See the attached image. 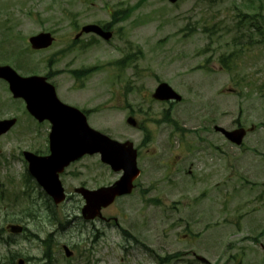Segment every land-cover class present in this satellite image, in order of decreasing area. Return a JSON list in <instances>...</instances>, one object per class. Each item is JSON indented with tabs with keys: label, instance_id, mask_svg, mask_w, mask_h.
<instances>
[{
	"label": "rangeland",
	"instance_id": "obj_1",
	"mask_svg": "<svg viewBox=\"0 0 264 264\" xmlns=\"http://www.w3.org/2000/svg\"><path fill=\"white\" fill-rule=\"evenodd\" d=\"M124 8L127 17L112 21ZM87 23H110L111 39L83 35L65 51ZM41 31L56 39L33 51L27 39ZM1 64L49 74L60 100L84 110L91 127L133 142L141 171L132 193L102 210L109 222L83 220L73 192L120 176L98 156L64 170V203L35 187L30 196L21 152L46 154L49 125L35 123L0 81V119L17 118L0 136V228H27L24 238L3 236L14 239L0 241L5 264L12 255L24 264H158L155 255L175 252L162 264H264V0H0ZM77 69L91 71L75 81L69 71ZM162 81L180 102L151 99ZM167 111L173 124L162 120ZM216 125L253 129L235 146Z\"/></svg>",
	"mask_w": 264,
	"mask_h": 264
},
{
	"label": "water",
	"instance_id": "obj_2",
	"mask_svg": "<svg viewBox=\"0 0 264 264\" xmlns=\"http://www.w3.org/2000/svg\"><path fill=\"white\" fill-rule=\"evenodd\" d=\"M175 1V0H171ZM85 32H96L104 39H109L111 34L103 32L95 25L83 27ZM33 49L48 47L52 42L49 33H39L29 38ZM0 78L7 80L10 90L15 97H22L26 101L28 112L38 121L47 119L51 123L49 133L51 154L47 157H39L25 152L28 161V170L44 190L51 195L56 203L64 199L63 189L57 179V171H61L69 162L83 154L100 153L101 160L110 165L114 171H122V175L114 184L90 192L85 189H77L86 200L82 208L85 218H93L98 214L101 206H106L113 201L115 196L130 193L133 181L139 175L136 166V149L132 143L126 141L119 143L98 131L90 129L86 124L85 116L77 109L63 104L56 96L54 87L45 82L43 77H20L9 66H0ZM157 100H180L166 83H160L153 93ZM15 122V119L0 121V134L7 131ZM128 123L135 125L134 120L128 119ZM222 132L231 142L240 144L245 134L243 129L226 131L215 127ZM12 232L20 230L18 226H11ZM66 255L70 252L66 247ZM22 261L20 260L19 264Z\"/></svg>",
	"mask_w": 264,
	"mask_h": 264
},
{
	"label": "trees",
	"instance_id": "obj_3",
	"mask_svg": "<svg viewBox=\"0 0 264 264\" xmlns=\"http://www.w3.org/2000/svg\"><path fill=\"white\" fill-rule=\"evenodd\" d=\"M126 10L123 12V16H126ZM81 74H83L82 72H81ZM75 75H79V74H77V72H76V74ZM164 121H168L169 123H171V124H173L175 121L174 120H172L171 119V117H170V114H169V112L167 111L166 112V114H165V116H164ZM182 130V129H181ZM146 138H148L149 136H148V134H146V136H145ZM0 237H2V233H1V230H0ZM172 257H177V255H171ZM171 256H168V257H165V258H160V257H158V256H156V258H157V260H158V263L159 264H162L164 261H168L169 259H172V258H170ZM11 264H14L13 262H11Z\"/></svg>",
	"mask_w": 264,
	"mask_h": 264
},
{
	"label": "flooded vegetation",
	"instance_id": "obj_4",
	"mask_svg": "<svg viewBox=\"0 0 264 264\" xmlns=\"http://www.w3.org/2000/svg\"><path fill=\"white\" fill-rule=\"evenodd\" d=\"M84 185H86V184H84Z\"/></svg>",
	"mask_w": 264,
	"mask_h": 264
}]
</instances>
